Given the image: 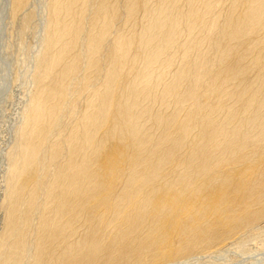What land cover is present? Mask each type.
<instances>
[{
  "label": "bare ground",
  "instance_id": "obj_1",
  "mask_svg": "<svg viewBox=\"0 0 264 264\" xmlns=\"http://www.w3.org/2000/svg\"><path fill=\"white\" fill-rule=\"evenodd\" d=\"M32 2L6 0L11 36L38 29ZM41 11L0 264H184L264 238V0Z\"/></svg>",
  "mask_w": 264,
  "mask_h": 264
},
{
  "label": "rangeland",
  "instance_id": "obj_2",
  "mask_svg": "<svg viewBox=\"0 0 264 264\" xmlns=\"http://www.w3.org/2000/svg\"><path fill=\"white\" fill-rule=\"evenodd\" d=\"M44 1L45 0H33L29 8L30 11L35 12L34 25L37 26L38 29L33 28L25 37L20 38L15 33H13L12 36L10 35L15 27L12 28L10 26V21H8L9 16H7L8 12L5 7L6 0H0V178H2V173L5 171L3 170L5 166L4 156L6 150L12 144L11 142H13V132L16 125L20 123V121H18L19 116L24 108L29 91L26 77L27 71L32 65L30 62L33 58L32 56L35 54L40 44V32L37 31L41 27V10ZM24 45L27 46L25 47ZM15 68L16 70H14ZM2 183V179H0V194H2L1 190L3 189ZM242 240L243 239L239 237L235 240L226 241L222 246L205 252V254H203L204 257L197 256L195 258H190L182 256L179 262L184 264H252L253 262L256 263L259 259L262 260L261 258L264 257V238H249V241L244 242H242ZM230 243H236V246L234 244L229 248H223ZM220 248L224 250L219 252L218 250H220ZM221 252L224 255L221 254ZM210 253H214L211 254L213 256L209 257ZM176 262L174 264H178Z\"/></svg>",
  "mask_w": 264,
  "mask_h": 264
}]
</instances>
